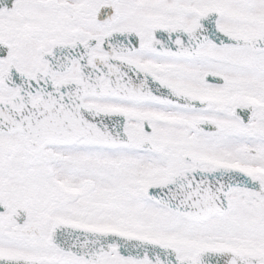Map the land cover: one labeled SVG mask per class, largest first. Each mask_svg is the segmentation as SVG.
Segmentation results:
<instances>
[{
    "label": "snow or ice",
    "instance_id": "6c2138e0",
    "mask_svg": "<svg viewBox=\"0 0 264 264\" xmlns=\"http://www.w3.org/2000/svg\"><path fill=\"white\" fill-rule=\"evenodd\" d=\"M0 264H264V0H0Z\"/></svg>",
    "mask_w": 264,
    "mask_h": 264
}]
</instances>
